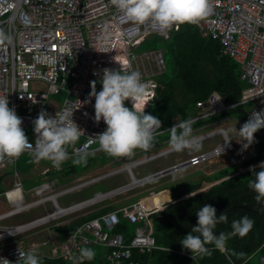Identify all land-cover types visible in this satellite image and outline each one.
I'll use <instances>...</instances> for the list:
<instances>
[{
	"label": "built area",
	"instance_id": "2783aa9c",
	"mask_svg": "<svg viewBox=\"0 0 264 264\" xmlns=\"http://www.w3.org/2000/svg\"><path fill=\"white\" fill-rule=\"evenodd\" d=\"M209 4L211 11L196 25L202 36L217 39L221 52L239 64L240 79L246 82V86L241 97L234 101H226L224 95L212 91L205 99L193 104L186 118L175 115L172 124L165 128L162 126L157 130L158 133L168 132L167 129L178 123L177 118H190L195 123L249 102H253L252 109L247 111L249 118L258 113L264 119V0H209ZM178 29L179 24L164 30H153L149 24H135L119 13L110 0H0V30L12 37L11 44L7 41L0 43V98H8L9 107L14 108L22 119L21 127L34 146L37 137L33 121L41 111H46L53 118L57 112L67 113L68 120H74L81 129L80 137L72 145L69 156L98 150L97 135L103 133L107 125L103 120L99 123L95 121V98L90 97L91 83L96 81V85H102L100 80L106 68L121 70L122 66L115 60L116 57L123 62L124 72L135 70L141 73V82L146 85L147 95L143 98L140 110L145 104L146 110L157 96L160 86L158 78L167 70L166 49L140 47L149 37L168 39L170 33ZM58 94L64 97L58 100L54 97ZM125 106L131 108V101H125ZM220 121L222 118L201 125L198 128L202 127L204 131L193 135L199 143L212 140L206 149L144 176L138 177L133 167L175 151L169 146L99 176L77 183L70 182L63 187H58V180L46 177L25 189L16 175L13 185L3 191L4 200L11 210L0 214V219L35 206L51 204L52 211L22 225L6 228L22 227L18 231L35 229L79 213L142 182L207 164L235 150L228 129L223 125L213 127ZM257 133L264 134V127ZM226 140L230 143L225 145ZM17 159L7 156L0 158V171L7 165H14ZM48 170L45 169L43 173L47 174ZM121 172L128 175L129 182L67 206L58 204V198ZM28 190L31 191L30 195H25ZM154 193L86 220L65 240L55 242L49 238L40 243L33 242L29 248L22 243L7 245L0 251V258L17 264L21 250L31 251L39 258L82 261L80 249L97 244L109 249L105 259L98 264H141L133 259L134 252L151 254L155 249H164L157 245L152 235L149 217L162 210L166 203H162L161 207H147L144 203V199ZM29 196L34 199L27 201ZM120 217L135 224L133 236L127 241L122 233L112 231ZM47 242H51L49 251L42 253L36 250ZM253 264H264V250Z\"/></svg>",
	"mask_w": 264,
	"mask_h": 264
},
{
	"label": "trees",
	"instance_id": "16d2710c",
	"mask_svg": "<svg viewBox=\"0 0 264 264\" xmlns=\"http://www.w3.org/2000/svg\"><path fill=\"white\" fill-rule=\"evenodd\" d=\"M142 44H148L150 47L155 48H165V59L166 55H169L173 62L172 74L169 75L166 70L158 78L160 86L157 88V96L145 110V113L159 118L164 128L172 124V118L177 114L186 118L191 112L193 104L197 100L205 99L214 90L224 95L226 101H234L241 97L246 82L240 79L241 69L239 64L221 52V45L217 39L202 36L196 23L179 24V29L172 31L168 39L153 36L147 38ZM96 90L97 92L102 90V85H96ZM54 97L61 100L64 95L58 94ZM224 117H236L242 124L250 119L244 104L209 119L197 121L193 123V128ZM169 138V132H164L156 136L154 144H161ZM253 143L254 153L250 157L241 160L239 164H232L231 172L226 168H222L198 181L175 183L169 186L167 189L170 190L172 199L175 201L162 210L152 213L149 217L152 235L157 245L163 246L164 249H155L151 254H137L134 252L133 259L138 260L141 264L255 263L254 254H260L264 250L262 247L264 241V212L254 213L239 207L231 208L233 205L243 204L252 209H261L254 199L256 193L248 187L249 181L253 179L250 169L224 179L207 190L197 191L204 182L215 181L234 173L240 166L247 167L264 160V134L260 135L256 132ZM67 150L68 153H72V145L68 146ZM139 150L136 149L135 152ZM77 156L80 155H70L69 159L64 162V167L60 169L63 174L62 178L59 176L55 178L60 183L68 181L73 174H81L95 166H103L109 161L120 158L109 156L103 151L88 153L83 155L87 159L86 164L74 166L72 160ZM42 161L43 164L52 165L51 162ZM256 170L259 171V167ZM47 174H50L51 177L57 176L56 169H49ZM2 176L0 175V184ZM40 180L37 178L34 184L24 181L23 186L28 189L41 182ZM1 188L0 186V192H2ZM192 192L194 196L182 198ZM166 193L168 192L154 193L145 200L152 201ZM213 203L216 207L213 206ZM208 204L216 208L217 216L224 213L228 214V223L217 225L215 229L217 235L222 231L231 232L232 220H238L245 215L254 221V225L243 238L238 235L231 237L227 241V251L225 253L216 250L213 245H206L211 250V255L197 256L194 260L192 253L185 250L180 241L197 225L198 217L196 213L198 209ZM109 210H112V206L77 214L69 219L67 223L59 226L53 225L52 228L60 234L62 240H65L83 222ZM134 227L135 224L120 217L118 225L112 231L122 233L127 241L133 236ZM89 248L96 253L94 259L90 261L83 259L82 261L67 262L62 259L40 257V264H98L105 259L109 251L107 247L97 244H93ZM233 253H243V256L238 258Z\"/></svg>",
	"mask_w": 264,
	"mask_h": 264
},
{
	"label": "clouds",
	"instance_id": "9594fccd",
	"mask_svg": "<svg viewBox=\"0 0 264 264\" xmlns=\"http://www.w3.org/2000/svg\"><path fill=\"white\" fill-rule=\"evenodd\" d=\"M119 13L129 21L145 25L149 24L153 30H164L174 24H194L203 19L211 11L209 0H110ZM12 43V37L0 30V43ZM115 60L122 66L121 70L104 69L100 83L102 90L97 92L96 81L91 83L90 97L95 98V121L103 120L107 128L97 135L98 150L112 157H130L136 149L149 150L154 146L157 130L162 128V122L152 114L145 113L146 104L141 109L143 98L147 95L146 85L141 82V73L123 71V62ZM130 100L132 107H126L125 101ZM178 123L167 129L170 147L177 152L185 149L199 151L202 145L193 136L192 119H179ZM23 121L14 108L9 107L7 97L0 98V158L7 156L16 158L25 151L31 153L35 161H51L53 167L60 170L61 165L69 159L68 146L75 144L80 137V128L74 120H68L67 113L57 112L51 117L46 111H41L33 121L36 134L35 146L29 142ZM264 127V119L256 113L239 129L238 134L243 148L247 149L255 139V133ZM230 141H225V145ZM73 165L86 164L85 156L80 155L72 160ZM259 167V171H257ZM252 177L248 183L250 190L256 193V204L264 209V161L258 166H251ZM7 195V194H6ZM194 196L193 192L189 194ZM197 225L191 229L181 241L183 248L197 256L211 255L206 245H213L221 253L227 251V241L234 236L243 238L252 229L254 221L247 215L232 220L231 232L216 234L219 224L228 223V214L217 216V210L208 204L198 209ZM198 234V235H194ZM72 238V237H71ZM238 258L243 253H233ZM96 253L91 248L80 249V257L93 260ZM17 264H40L37 254L19 250ZM0 264H11L7 259L0 258Z\"/></svg>",
	"mask_w": 264,
	"mask_h": 264
},
{
	"label": "rangeland",
	"instance_id": "374dc122",
	"mask_svg": "<svg viewBox=\"0 0 264 264\" xmlns=\"http://www.w3.org/2000/svg\"><path fill=\"white\" fill-rule=\"evenodd\" d=\"M150 47L148 44H142L141 48H147ZM166 64H167V72L169 75L172 74L173 72V62L172 59L170 58L169 55H166ZM253 106V102H249L245 105V110L246 111H250L252 109ZM230 119L225 120V122H223V124H226L230 129L229 134H230V138L232 139V141L235 144V150L233 152H231L229 155L220 158V159H216L212 162H210V165L206 167H204L203 170H193V169H186L184 171H182V173H185L186 171H188V174L185 177H182V181H196L199 180L202 176H204V172H210L213 169H219V168H226L229 172L232 171V166L231 164H239V162L241 160H243L244 158H248L250 157L254 151H255V147H254V143H252L247 149L243 148V144L247 143V141H242V138L239 136L238 134V129L242 126V123L239 119H237L236 117H229ZM221 124H217L213 127H217L220 126ZM210 127L209 129L213 128ZM208 130V129H206ZM212 143V140L210 141H205L200 143L202 145L201 150L207 148V146L209 144ZM169 141H164L163 143L156 145L155 147L150 148L149 150L145 151V150H141L139 152H134V155L130 156V157H120L117 160H113V161H109L108 164L103 165V166H95L94 168L83 172L81 174H77V175H71L70 179L68 181H64L62 183H60L58 181V187H63V186H67L70 184V182H81L83 180L92 178V177H96L99 176L103 173H106L110 170H112L113 168H115V166H123L126 165L127 162H132L134 160L143 158L149 154H152L154 152H157L159 150H162L164 148L169 147ZM100 151L98 150H94L91 151L89 153H99ZM195 151H190V150H185L184 152H174L162 157H159L157 159L151 160L135 169H133V172L135 173L136 170H140L141 171V176L150 174L160 168H164V167H168L170 166L173 162H175V160L178 159V157H186L189 154L193 153ZM88 154V153H86ZM85 155V154H83ZM43 161L41 160L40 162H36L34 157L31 155V153H27L24 152L23 154H21L16 163L14 165H7L5 167H3L1 169L0 172H2V180H1V184L0 186L2 187L1 190L2 192H0V214L6 213L8 211L11 210V207H9L7 205V203L4 200L3 197V191L6 190L7 188L11 187L13 185V182L16 178V175L18 176V178L22 181V183L24 181H26L27 183H35V181L37 180V178L41 179L40 181L46 179V177H48V179H54L55 181H57L58 176L62 178L63 174L60 172V170H57L55 167H53V165L50 164H43ZM47 162H51L46 160ZM116 163V164H115ZM225 165V166H224ZM64 167V163L61 165V168ZM56 169V174L57 176L51 177L50 174H45L43 173V171L45 169ZM60 168V169H61ZM139 168V169H138ZM215 170V171H216ZM121 173H125V172H121ZM136 174V173H135ZM181 174V173H180ZM179 173H170V174H165V176H162L160 178L157 179H153L150 181H145L140 183V185L136 186L133 189V193L134 194V198H144L146 196H148L150 193L155 192V193H160L164 190H166L167 188H169V186H171L172 184L175 183H179L180 181H175L173 182V178H175L176 176H178ZM126 177V176H125ZM128 177V175H127ZM127 177L125 178L124 182H129V178L127 179ZM103 182L109 181V179H104L102 180ZM99 181V182H102ZM99 182H96L95 185L89 187V188H81L78 191H73L63 197H60L57 199L58 204L60 206H67L69 204H72L74 202H77L81 199H85L88 197H91L93 194H95L98 191H103L106 190L108 186H112L115 184H118V181H115L114 183L107 185L106 183L101 185ZM98 183V184H97ZM125 184V183H123ZM119 186V185H118ZM31 191L28 190L27 192H25V195H30ZM30 197V196H29ZM132 197V196H131ZM132 197V198H133ZM34 199L33 197H30L27 199V201H30ZM131 199V198H130ZM145 201V199H144ZM149 202H147L148 204ZM47 211H52V206L51 204H47L46 206H35L30 210L15 214L11 217L8 218H4V219H0V251H2L7 245H11V244H19L22 243L24 247L29 248L31 246V243H40L43 240L49 239L51 238L53 241L57 242V241H62L61 236L58 232H56L52 226L55 224L56 226L62 225L64 223H67L65 221L71 219L72 217H74V215H77L78 213H75L73 215L70 216H65L63 218H60L58 220L52 221L50 222L48 225H43L41 227L35 228V229H31V230H21V231H16L13 232L11 235H8L7 229L9 227H15V226H19L22 225L24 223H27L29 221H31L32 219L41 216L42 214L46 213ZM8 235V236H7ZM51 248V242H47L45 245H41L40 247L36 248V250L44 253L49 251Z\"/></svg>",
	"mask_w": 264,
	"mask_h": 264
},
{
	"label": "crops",
	"instance_id": "0c3cea01",
	"mask_svg": "<svg viewBox=\"0 0 264 264\" xmlns=\"http://www.w3.org/2000/svg\"><path fill=\"white\" fill-rule=\"evenodd\" d=\"M227 119H230L229 117H225L224 119L222 118V121H220V124L221 125H223V126H225L228 130L230 129L226 124H223V122H225V120H227ZM242 123V122H241ZM219 124V123H218ZM202 125H204V124H202ZM243 125V124H242ZM201 126V125H200ZM200 126H197V127H195V128H198V127H200ZM202 129V127L201 128H198V129H194L193 131H197V132H195V133H193V135H197L198 133H201V132H203L204 130H201ZM167 141H169V139L167 140ZM209 145H211V144H209ZM208 145V146H209ZM207 146V147H208ZM206 149V148H205ZM186 150V149H185ZM184 150V151H185ZM204 150V149H203ZM139 151H141V150H139ZM139 151H136V152H139ZM183 151V152H184ZM175 152H177V151H175ZM197 151H195V152H193V153H191V154H194V153H196ZM174 153V152H173ZM171 154V153H170ZM191 154H189L188 156H190ZM230 154V153H229ZM229 154H227V155H229ZM134 155V154H133ZM227 155H224V156H222V157H220V158H223V157H225V156H227ZM188 156H186V157H188ZM182 158H185V157H178V159L177 160H179V159H182ZM220 158H216V159H220ZM216 159H214V160H216ZM177 160H175V161H177ZM214 160H212V161H214ZM212 161H210V162H212ZM210 162H208L207 164H208V166L210 165ZM260 162V161H259ZM109 163V162H108ZM107 163V164H108ZM127 163H129V162H127ZM258 162H256V163H254V164H252V165H250V166H247V167H251V166H255L256 164H257ZM207 164H204V165H202V166H200V167H192V168H187V169H193V170H203L204 169V167H206L207 166ZM234 164H236V163H234ZM232 165V164H231ZM120 166V165H119ZM225 166V165H224ZM118 167V166H117ZM139 167V166H138ZM115 168H116V166H115ZM135 168H137V167H133V169H135ZM222 168H224V167H222ZM222 168H219V169H222ZM238 168H242L241 166L240 167H238ZM237 168V169H238ZM244 168V167H243ZM114 169V168H113ZM139 169V168H138ZM219 169H213L212 171H210V172H204V176H202L201 178H203V177H205V176H208V175H211V174H213V173H215V172H217ZM184 170H186V169H182L181 171H179V172H174V173H179V175L178 176H176L175 178H173L172 180H173V182H175V181H180L179 183H181V182H191V181H182V180H180V179H182V177H185L187 174H188V171H186L185 173H182V171H184ZM216 170V171H215ZM247 171V170H246ZM246 171H243V172H239V173H244V172H246ZM135 173H136V175L138 176V177H140L141 175V171L140 170H136L135 171ZM181 173V174H180ZM230 175V174H229ZM127 177V174L126 173H118V174H116V175H113V176H110V177H107V178H104V179H109V181H106V182H103L102 180H104V179H102V180H98V181H95V182H93V183H91V184H88V185H86V186H84L83 188H89V187H91V186H93V185H95L96 184V182H99V181H102V182H99V183H101L102 185L103 184H107V185H110V184H112V183H114L115 181H118V184L116 185L115 184V186L114 185H112V186H108L107 187V189L106 190H103V191H98V192H104V191H107V190H109V189H112V188H114V187H116V186H118V185H121V184H123V183H126V182H124V180H125V178ZM200 178V179H201ZM222 178H224V177H222ZM222 178H219V179H222ZM127 179H128V177H127ZM219 179H216L215 181H212V182H210V181H208V182H204L203 184H201V186H200V190H207L209 187H211L212 185H214V184H216V183H218V182H220V181H218ZM223 180V179H222ZM221 180V181H222ZM196 181H198V180H196ZM98 184V183H97ZM134 189V188H133ZM133 189H130V190H127L126 192H124V193H120V194H116V195H112V196H110L108 199H105V200H103V201H101V202H98V203H96V204H93V205H91V206H89V207H87L86 209H84L83 211H81V212H79L78 214H84V213H87V212H89V211H92V210H97V209H100V208H104V207H108V206H112V210L113 209H117L118 207H120L121 205H123V204H127V203H129V202H132V201H134V200H136L137 198H134L133 196H134V194L135 193H133L132 191H133ZM197 190V191H200V190ZM80 190V189H79ZM78 191V190H77ZM164 191H167L168 193H166V194H163V195H161V196H159L158 198H155L154 200H145V202L147 203V202H149L147 205H148V207H150V206H158V207H161V204L162 203H166L165 204V206H163V207H166L167 205H169V204H171L172 202H174L175 200H173L172 199V196H171V192H170V190L169 189H166V190H164ZM97 193V192H96ZM159 193V192H158ZM133 198H132V197ZM187 195H185V196H183V197H186ZM182 197V198H183ZM89 198V197H88ZM131 198V199H130ZM81 200H83V199H81ZM81 200H79V201H81ZM75 203V202H74ZM70 205V204H69ZM258 256H259V254H254V258H255V261L258 259Z\"/></svg>",
	"mask_w": 264,
	"mask_h": 264
},
{
	"label": "water",
	"instance_id": "95a60500",
	"mask_svg": "<svg viewBox=\"0 0 264 264\" xmlns=\"http://www.w3.org/2000/svg\"><path fill=\"white\" fill-rule=\"evenodd\" d=\"M262 161H264V160H262ZM262 161H260V162H262ZM260 162H258L255 166H258L259 164H260ZM248 169H250V167H242V168H238L234 173H232V174H230V175H227V176H225L224 178H222L223 180L224 179H227V178H229V177H231V176H233V175H236V174H239V172H243V171H246V170H248ZM153 176H156V175H153ZM222 179H219L218 181H221ZM200 190V189H199ZM188 196H190L189 194L186 196V197H188ZM186 197H183V198H186ZM213 206H215V204L213 203ZM216 207V206H215ZM235 207H239V208H243V209H246L247 211H251V212H254V213H260V212H264V209H252V208H250V207H248V206H246V205H243V204H236V205H233L231 208H235ZM222 211V210H221Z\"/></svg>",
	"mask_w": 264,
	"mask_h": 264
},
{
	"label": "bare ground",
	"instance_id": "6f19581e",
	"mask_svg": "<svg viewBox=\"0 0 264 264\" xmlns=\"http://www.w3.org/2000/svg\"><path fill=\"white\" fill-rule=\"evenodd\" d=\"M144 203L148 207V205H147V203L145 201H144ZM20 228H22V227H20ZM20 228L18 227V228L7 229L6 233L10 234V233L16 232V231L20 230Z\"/></svg>",
	"mask_w": 264,
	"mask_h": 264
}]
</instances>
